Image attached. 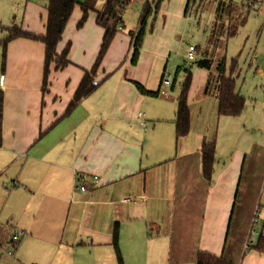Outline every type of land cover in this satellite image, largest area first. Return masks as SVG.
<instances>
[{"label":"crops","instance_id":"1","mask_svg":"<svg viewBox=\"0 0 264 264\" xmlns=\"http://www.w3.org/2000/svg\"><path fill=\"white\" fill-rule=\"evenodd\" d=\"M190 1L177 0V13L170 0L160 5L135 65L131 32L154 0L129 3L134 25L126 8L96 75L99 86L70 113L101 49L97 12L79 28L83 11L74 8L57 46L60 55L71 44L70 63H52L45 91V45L8 43L0 75V264H119L115 236L123 264H196L199 252L264 264V252L253 248L264 235V147L219 148L217 63L193 70L190 130L176 135L183 85L176 92L177 74L168 67L173 32ZM47 20V6L26 3L24 32L44 36ZM165 74L172 76L166 95L148 96L135 85L160 91ZM225 76L236 83L226 65ZM205 143L216 144L211 183L202 172ZM81 174L85 192L76 188ZM19 231L25 235L14 243Z\"/></svg>","mask_w":264,"mask_h":264},{"label":"rangeland","instance_id":"2","mask_svg":"<svg viewBox=\"0 0 264 264\" xmlns=\"http://www.w3.org/2000/svg\"><path fill=\"white\" fill-rule=\"evenodd\" d=\"M48 1L0 0V75L5 62L2 42L11 29L22 30L26 3L47 6ZM82 1L79 0L80 3ZM176 2L170 0L173 13H177L179 8L177 6L174 10ZM218 2L233 7L232 12L224 11L221 20L217 19ZM105 3L106 0H98L97 7L101 9ZM184 9L185 6L173 32L172 62L168 67L171 74H177L176 92L196 67L210 71L199 66L198 61L207 57L218 63L226 58V71L236 74V89L246 104L239 116L221 117L217 133L219 148L229 150L235 146L249 150L254 145L264 147V0H191L187 12ZM126 13L132 18L129 25H134L133 9L128 7ZM242 20L244 24H241ZM236 26V35L228 37ZM190 46L198 48L194 60L188 59ZM173 60L177 63L174 64Z\"/></svg>","mask_w":264,"mask_h":264},{"label":"trees","instance_id":"3","mask_svg":"<svg viewBox=\"0 0 264 264\" xmlns=\"http://www.w3.org/2000/svg\"><path fill=\"white\" fill-rule=\"evenodd\" d=\"M163 0H154L153 3L146 2L144 7L139 26L136 31H132V64L135 65L140 55L141 46L144 37L149 27V22L155 19L160 4ZM98 0H84L82 3L79 0H49L48 20L46 24V34L44 36H38L28 32H24L19 28L11 29L9 35L2 42L3 45V59L4 68L6 65L7 46L10 41L16 38H27L35 41H40L45 45V67L43 77V90H47L49 84V74L51 72V65L55 63L56 69L66 67L70 61L68 60V54L71 44H68L63 52L59 55L57 53V46L62 40L63 33L69 22L74 8L80 5L83 11V16L79 21L78 27L81 28L87 21L90 11L97 12V24L105 29V34L102 40L101 49L99 55L95 61V64L90 70L85 71L84 78L79 85L71 103L69 104L66 113H70L85 97L90 95L99 86V83L95 81L98 70L101 66L103 58L107 53L116 33L123 29L124 21L123 14L125 9L129 5L128 0H106V3L102 10H97ZM228 6L220 2L217 7V19L221 20L224 11L232 12L233 7ZM241 24H244L242 20ZM238 26L229 33L228 37H233L238 31ZM225 59L222 58L217 63V72L220 76V83L217 87L218 93V114L219 116H239L245 107L246 100L243 96L236 93V83L234 78L225 76ZM212 60L204 58L198 61V65L207 69L212 66ZM192 75L189 73L183 84L182 91L178 97V108L176 113V135L177 138H181L189 133L190 130V110L188 105V92L191 85ZM136 87L141 93L148 96H159L160 91L151 92L146 90L141 84L135 83ZM202 172L204 178L210 183L213 181L216 163V144L205 143L202 147ZM117 234V233H116ZM115 234V235H116ZM114 247L117 252L119 264H123L120 257V249L115 236ZM256 250L264 252V235H260L256 245L253 246ZM196 264H234L227 260L222 255H215L208 252H199L196 259Z\"/></svg>","mask_w":264,"mask_h":264},{"label":"built area","instance_id":"4","mask_svg":"<svg viewBox=\"0 0 264 264\" xmlns=\"http://www.w3.org/2000/svg\"><path fill=\"white\" fill-rule=\"evenodd\" d=\"M129 3L133 2L134 0H128ZM196 56V47L195 46H190L188 49V58L190 60H193ZM172 84V76L171 74H165L162 78V83H161V90H160V95H166L167 94V89L171 86ZM140 116L142 115V113L139 114ZM144 126L147 125L146 122L143 123ZM86 175H78L77 177V187L78 189H80L81 191L85 192L87 191V186H86ZM99 183V178L98 176H94L93 177V186H96ZM127 201V200H125ZM255 234V232L253 231V235ZM25 235V232L23 231H19L17 232L13 237H12V241L14 243H18L20 241V239ZM9 254H11V252H9Z\"/></svg>","mask_w":264,"mask_h":264}]
</instances>
